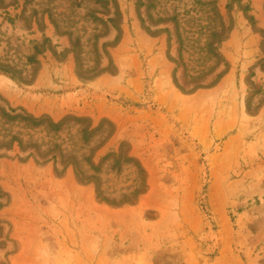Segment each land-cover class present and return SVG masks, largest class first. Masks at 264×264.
<instances>
[{"label":"rangeland","instance_id":"obj_1","mask_svg":"<svg viewBox=\"0 0 264 264\" xmlns=\"http://www.w3.org/2000/svg\"><path fill=\"white\" fill-rule=\"evenodd\" d=\"M0 264H264V0H0Z\"/></svg>","mask_w":264,"mask_h":264}]
</instances>
